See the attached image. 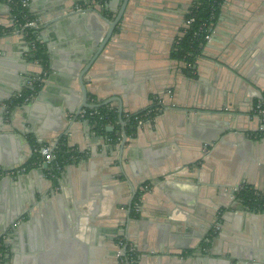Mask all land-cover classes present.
Returning <instances> with one entry per match:
<instances>
[{
	"label": "crops",
	"instance_id": "obj_1",
	"mask_svg": "<svg viewBox=\"0 0 264 264\" xmlns=\"http://www.w3.org/2000/svg\"><path fill=\"white\" fill-rule=\"evenodd\" d=\"M122 3L29 0L44 22V68L28 60L0 2V169L32 164L33 147L61 138L81 155L56 182L38 165L0 180L2 264H121V238L136 264H264V213L235 198L243 186L264 193V128L254 114L264 102V0L225 1L193 79L170 55L192 0H129L83 77L82 109L110 102L118 120L116 98L124 123L155 102L161 111L111 144L79 117L75 79ZM38 78L39 90L19 101Z\"/></svg>",
	"mask_w": 264,
	"mask_h": 264
},
{
	"label": "trees",
	"instance_id": "obj_2",
	"mask_svg": "<svg viewBox=\"0 0 264 264\" xmlns=\"http://www.w3.org/2000/svg\"><path fill=\"white\" fill-rule=\"evenodd\" d=\"M225 1L226 0H192L191 6L183 16L184 26L180 30V35L176 37L172 45L170 55L171 58L183 65L182 73L187 78H195L194 66L196 65L197 59L202 57V52L207 43V37L211 36L213 27L221 13ZM17 17L19 19V16ZM187 22L189 23L187 24ZM30 39L36 41V47L34 51L29 52L28 60L31 62H38L45 68L47 59L41 43L37 41L38 37L31 33ZM38 84L39 83L35 82L31 89L26 90L21 95L19 101H23L24 98L35 94L40 87ZM157 108V105H152L148 110L130 116L124 126L125 135L133 136L135 134L140 118L142 121H152L157 114L155 111ZM94 111L98 113L97 117L93 119V122L96 124V130L101 134H105L107 127L113 128V131L106 134V137L111 144L116 143L121 135V126L118 123L115 109H111L107 105L96 108ZM145 111H150V113L143 116ZM55 156L58 168H53L52 174L57 178L65 166L76 163L81 158L80 154L67 146L65 138H61L55 146ZM31 161V163L38 162L37 156L34 155ZM53 181L56 182V180ZM258 194L253 188L243 186L235 194V198L245 209L252 212H259L260 210V212L264 213V208H259V205L264 204V193ZM141 196L142 192L136 193L133 206L138 204ZM211 237L210 235V239ZM132 258L137 260L136 254H134Z\"/></svg>",
	"mask_w": 264,
	"mask_h": 264
},
{
	"label": "built area",
	"instance_id": "obj_3",
	"mask_svg": "<svg viewBox=\"0 0 264 264\" xmlns=\"http://www.w3.org/2000/svg\"><path fill=\"white\" fill-rule=\"evenodd\" d=\"M0 2L5 3L9 11L11 13V18L13 24L18 27V30L15 31V35L17 37H21L23 41L26 42L28 47V54L31 51L35 50V42L30 39V34L33 33L38 37L39 32L43 29L44 22L41 18L34 17L29 12V0H0ZM19 16V19L18 17ZM189 22H187L188 24ZM37 41H39L37 39ZM210 41V37H207V42ZM39 83L40 86V78L33 80L29 86L33 87L34 83ZM29 100V96L24 98V101L27 102ZM152 105H157L158 108L155 110L161 111V107L158 105V102H155ZM148 110V109H146ZM150 113V111H145L143 116H146ZM254 114L259 120L260 124L264 128V102H257L254 107ZM98 113L94 111V109H81L79 112V117L82 119H87L93 121L95 117H97ZM147 121H142L141 118L138 120V127L143 125ZM121 137H119L120 139ZM118 139V140H119ZM33 156H37L38 162L32 163L26 166L21 167H11L0 169V180L3 179H16L26 175L30 170L35 168V166H42V164H47V168L43 171L45 173V177L50 180H57L58 178L52 174L53 168H58L55 156V146L53 145H36L32 150ZM149 188L148 185H143L142 191H147ZM256 191V190H255ZM238 190L236 191V193ZM257 194H263L261 192L256 191ZM258 194V195H259ZM138 204L135 205V207ZM259 208H264V204L259 205ZM135 210V209H134ZM259 213H263L260 212ZM219 230L218 226H215L212 230L213 234H216ZM1 252V251H0ZM3 252V251H2ZM2 253H0L1 255ZM135 254L132 246L124 239H119L117 241V252L116 257L120 260L121 264H136V260L132 258Z\"/></svg>",
	"mask_w": 264,
	"mask_h": 264
},
{
	"label": "water",
	"instance_id": "obj_4",
	"mask_svg": "<svg viewBox=\"0 0 264 264\" xmlns=\"http://www.w3.org/2000/svg\"><path fill=\"white\" fill-rule=\"evenodd\" d=\"M128 1L129 0H123L122 6L117 11L116 15L113 18V21L112 22H108V29L105 32L104 36L102 38H100V36H99L98 38H94V39L91 40V42L89 44V47L90 48H88L87 52H85L81 56V58H82L81 61H86V58H87V56H88V54L90 52L92 53V56L86 61V64L84 65V67L80 71H78L76 73L77 75L76 74H73L72 75V76H74V75L77 76L75 80L78 83V86H79V89H80V93H81V103H82V105L79 108V111L82 108L89 107V105L87 104V94H86L85 86H84V83H83V77L87 73V71L90 69V67L93 65V63L100 57V54L102 53V50L104 49V47L111 41V38H112L113 33H114V30H115L116 26L119 24V22L121 21V18L123 16V13L125 11V8L127 6ZM95 3H90V4H93L94 5ZM70 15L71 16L72 15H79L83 19V18H87L88 17V12H84V10H72V14H70ZM70 15H67V16H70ZM14 28H15V31L18 30V27L17 26H14ZM17 38L20 41L23 42L22 44L26 47L25 53H28V47H27L26 42L23 41L21 37H17ZM194 69H196L195 66H194ZM31 88L32 87H30V89ZM113 100H115L116 102L119 103V107H118V120H119L120 126H121V138H122L123 142H125V140H126L127 137H126V135L124 133L125 123L122 121V105H121V103H120V101L118 99L115 98ZM109 103H99L97 105H93L92 106V109H96V108H99L101 106H107ZM112 130L113 129L111 127H107L106 128V133H109V132L111 133ZM105 140H107V138H105ZM56 145H57V142H55V145H53V146H56ZM47 167H48L47 164H42L41 168L39 169V172L42 174V172Z\"/></svg>",
	"mask_w": 264,
	"mask_h": 264
},
{
	"label": "flooded vegetation",
	"instance_id": "obj_5",
	"mask_svg": "<svg viewBox=\"0 0 264 264\" xmlns=\"http://www.w3.org/2000/svg\"><path fill=\"white\" fill-rule=\"evenodd\" d=\"M247 210V209H246ZM249 211V210H248ZM252 212V211H251ZM1 248H2V250H1ZM3 249H4V246H3V242L0 240V253H2L1 255H0V264H2L3 263V257H4V253L2 252L3 251Z\"/></svg>",
	"mask_w": 264,
	"mask_h": 264
}]
</instances>
